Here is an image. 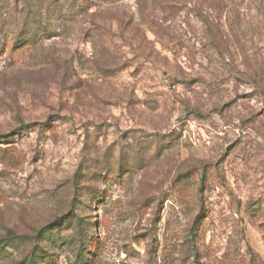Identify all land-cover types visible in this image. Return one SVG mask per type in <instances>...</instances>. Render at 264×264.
I'll return each instance as SVG.
<instances>
[{
  "label": "rangeland",
  "instance_id": "374dc122",
  "mask_svg": "<svg viewBox=\"0 0 264 264\" xmlns=\"http://www.w3.org/2000/svg\"><path fill=\"white\" fill-rule=\"evenodd\" d=\"M30 259L264 264V0H0V264Z\"/></svg>",
  "mask_w": 264,
  "mask_h": 264
},
{
  "label": "trees",
  "instance_id": "16d2710c",
  "mask_svg": "<svg viewBox=\"0 0 264 264\" xmlns=\"http://www.w3.org/2000/svg\"><path fill=\"white\" fill-rule=\"evenodd\" d=\"M30 263L31 264H36L35 261L33 259H30Z\"/></svg>",
  "mask_w": 264,
  "mask_h": 264
},
{
  "label": "built area",
  "instance_id": "2783aa9c",
  "mask_svg": "<svg viewBox=\"0 0 264 264\" xmlns=\"http://www.w3.org/2000/svg\"><path fill=\"white\" fill-rule=\"evenodd\" d=\"M164 81H166L167 82V79H164ZM173 86V85H172Z\"/></svg>",
  "mask_w": 264,
  "mask_h": 264
}]
</instances>
